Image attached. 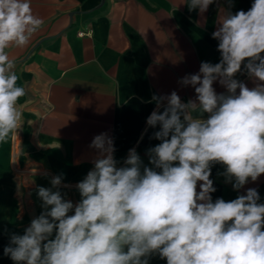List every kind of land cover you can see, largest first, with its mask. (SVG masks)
<instances>
[{"label":"clouds","instance_id":"clouds-1","mask_svg":"<svg viewBox=\"0 0 264 264\" xmlns=\"http://www.w3.org/2000/svg\"><path fill=\"white\" fill-rule=\"evenodd\" d=\"M214 3L187 0L201 14ZM226 3L212 33L219 62H201L179 81L195 99L184 102L176 91L153 97L146 123L159 126V143L146 150L148 164L133 148L119 166L114 139L96 135L93 168L76 185L79 202L62 194L63 174L38 186L43 211L3 249L14 264H150L154 256L166 264H264L258 190L212 197L214 165L236 191L264 175V0L235 13L233 0ZM43 23L31 0H0V143L18 136L26 95L7 49L25 47ZM242 70L254 87L236 78ZM216 82L226 91L217 93Z\"/></svg>","mask_w":264,"mask_h":264},{"label":"crops","instance_id":"crops-1","mask_svg":"<svg viewBox=\"0 0 264 264\" xmlns=\"http://www.w3.org/2000/svg\"><path fill=\"white\" fill-rule=\"evenodd\" d=\"M253 2L233 0L231 11H247ZM31 6L43 25L25 47L7 49L26 95L18 136L0 143V264H14L4 247L43 211L38 186L50 188L63 174L62 194L79 202L76 185L93 168L97 153L89 145L96 135L114 139L119 166L133 148L148 164L146 150L159 143L152 138L159 126L146 123L156 109L153 97L176 91L184 102L195 99L179 81L201 62H219L212 33L218 9L228 7L219 0L201 14L189 11L187 0H31ZM236 78L255 86L243 70ZM213 87L226 91L218 82ZM223 172L212 167L213 200L256 188L264 203V175L236 191ZM150 264L166 261L154 256Z\"/></svg>","mask_w":264,"mask_h":264},{"label":"built area","instance_id":"built-area-1","mask_svg":"<svg viewBox=\"0 0 264 264\" xmlns=\"http://www.w3.org/2000/svg\"><path fill=\"white\" fill-rule=\"evenodd\" d=\"M92 33V29H89L87 32L81 31L80 34L83 35H87V34H91Z\"/></svg>","mask_w":264,"mask_h":264}]
</instances>
